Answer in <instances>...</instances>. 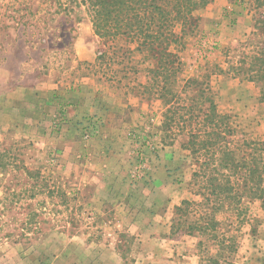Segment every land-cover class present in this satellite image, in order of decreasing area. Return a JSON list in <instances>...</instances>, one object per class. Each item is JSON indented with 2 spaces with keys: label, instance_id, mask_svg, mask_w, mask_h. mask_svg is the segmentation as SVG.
<instances>
[{
  "label": "rangeland",
  "instance_id": "1",
  "mask_svg": "<svg viewBox=\"0 0 264 264\" xmlns=\"http://www.w3.org/2000/svg\"><path fill=\"white\" fill-rule=\"evenodd\" d=\"M197 15V27L185 38L180 52L182 76L203 83V93L213 98L217 112L228 116L224 122L235 131L207 151L212 149L218 156L217 147L227 144L232 149L241 148L254 159L260 154L264 158L262 81L253 82L244 74L249 68L246 56L259 54L264 36L254 34L252 11L238 1L212 0ZM82 27H88L85 39L95 55L107 49L94 33L83 0H0V264H134L142 261L143 250L155 243L154 236L167 230L162 222L166 218L154 220L157 211H166L171 225L175 208L182 201L199 202V193H209L208 174L194 173L211 152L196 157L186 149L188 137L180 131L179 117L174 116L172 128L164 127L166 108L155 98V92L144 86L149 80L148 63L130 69L122 54L125 40L112 42L116 53L107 65L96 61V56L90 61L78 59L74 43ZM255 68L263 74V61H258ZM49 74L62 77L67 85L80 76L96 79L107 87L102 96L108 110L118 103L127 104L128 98L135 96V105L111 112L109 119H113L104 126V121L90 115L94 112L85 113L79 126L75 125L78 142H84V147L98 138L101 128L104 134L117 133L113 154L120 158L114 164L117 161L115 165L125 169L123 179L130 186L126 188L130 199L112 195L99 205L92 184L79 188V182L91 181L92 158L87 163L82 159L78 162L70 154L65 161L56 148L41 156L37 152L41 147L31 139L16 138V98L8 101L6 95L16 86H34ZM217 76L224 83L220 88ZM54 98V122L49 129L50 136L57 138L67 124L70 103H63L64 110L58 107L61 98L55 94ZM203 119L200 116L197 121L202 123ZM191 124L199 126L195 119ZM86 130L90 132L87 139L83 136ZM64 145L80 153L78 143L77 148L70 143ZM63 160L64 167H60ZM164 199L179 203L172 209ZM226 203L216 215L219 233L234 236L236 248L249 247L243 256L248 260L242 263L264 264L261 199L244 196L239 204ZM140 207L143 216L137 218ZM199 209L190 206L189 214ZM260 220L263 225L256 233ZM169 229L170 234L175 230L171 226ZM259 245L261 250L251 252ZM237 261L241 263L242 257Z\"/></svg>",
  "mask_w": 264,
  "mask_h": 264
},
{
  "label": "trees",
  "instance_id": "2",
  "mask_svg": "<svg viewBox=\"0 0 264 264\" xmlns=\"http://www.w3.org/2000/svg\"><path fill=\"white\" fill-rule=\"evenodd\" d=\"M211 1L83 0L90 13L95 35L104 41L107 48L98 52L96 61L106 65L110 63L116 53L112 42L125 40L127 45L122 54L130 64L129 68L136 70L138 63H148L149 80L144 86L155 92V98L161 100L166 108L164 127L172 128L174 116L179 117L182 121L180 131L188 137L186 149L196 157L202 152L209 155L212 150L207 151L209 148H214L235 133L234 128L224 122L228 116L219 114L213 98L203 93V83L195 78L185 80L182 76L180 52L185 38L197 27V13ZM234 1L252 11L254 34L264 36V0ZM258 53L246 56L249 68L244 70V74L253 82L261 80L264 93V73L259 74L255 68L258 61L264 63V48ZM261 70L264 71L263 68ZM193 85L195 89L191 88ZM200 116H204L202 123L197 121ZM193 119L198 127L192 126ZM217 151L220 153L218 156L211 152L209 161L201 162L194 173V176L208 174L206 186L209 185V193H199L202 197L199 202L182 201L175 208L176 217L172 219L171 228L206 235L217 248L216 253L206 256V264H240L233 257L236 238L219 233L220 222L216 215L224 208V203L227 202L228 206L233 202L239 204L244 196L261 199L264 206V158L260 154L254 159L241 148L232 149L227 144L217 147ZM190 206L200 209L191 215Z\"/></svg>",
  "mask_w": 264,
  "mask_h": 264
},
{
  "label": "crops",
  "instance_id": "3",
  "mask_svg": "<svg viewBox=\"0 0 264 264\" xmlns=\"http://www.w3.org/2000/svg\"><path fill=\"white\" fill-rule=\"evenodd\" d=\"M87 30L88 27H86V29L83 27L78 28L79 32L74 43V48L78 59L90 61L93 60L96 55L90 43L85 39ZM217 77L220 88L224 86V83H222L221 76ZM105 90H107V87L102 86L92 77L80 76L75 79L73 83L67 85L62 77H52V75L49 74L40 80L38 79L34 86H16L15 91L6 95L8 101L16 98V138L26 137L29 140L31 139L41 147L38 151L36 149L41 156H44L49 150L52 151L56 148V153L63 154L65 161H68L66 158L69 159L70 157L71 159H75V161L79 162L82 159V162L84 161L87 163L88 160L92 158L94 163H91V181L84 180L79 182V188L82 185L85 187L87 184H92L91 186L94 189V193L98 194L99 205H101L105 199H110L112 195L116 198L125 199V201L126 199H130V195L126 192V188H130V186L127 184L126 180L123 179L125 169L116 166L115 164H117V161H115L114 164V160L120 157L117 154H113V146L116 144V142L113 141L119 138L117 133L104 134V130L101 133V128L100 133H97L98 138L89 140V143L84 147V142H78V137H76L75 134V125L79 126V122L85 118V113L94 112L95 114L90 115L104 121V126L105 122L112 121L113 118L109 119L111 112H116L119 107L126 106L127 104L135 105L132 103V100H136L135 96L134 98L132 97L133 99L128 98L129 101H127V104L118 103L117 107H109L108 110V105L102 96ZM54 94L61 98L58 99L60 102L59 105L57 103L58 107L65 110L66 107H64L63 103H66V101L70 103L66 113L67 124L63 125L57 138L50 136L51 128L49 129L52 122H54L52 113L54 112V105L57 100H55L56 97L54 98ZM115 116L117 115L114 114V117ZM76 133H78V131H76ZM106 137H111V139L106 141L104 139ZM53 139L56 140L57 143L54 142ZM65 143L74 144L76 148L78 143L80 153L78 152L76 154L75 150L72 147L64 145ZM68 155L70 156L68 157ZM35 159L36 158H34V160ZM103 159L105 160L103 161ZM65 161L63 160L62 166L60 165V167H64ZM171 173L172 171L169 172V174ZM154 186L157 187L158 184L154 183ZM127 195L129 196L127 197ZM140 195V198L143 197L142 194ZM135 200L136 199H134V201ZM171 201L164 199V202L173 209V207L179 203V200ZM120 203H122V201H120ZM142 210L143 208L140 207V214L137 215V218L143 216V213H141ZM154 218V220L158 221L166 218L162 222L164 226L167 227V230L166 232L164 231L163 234H156V236H154L155 243H152V247L143 250L145 251L143 254L145 258L143 257L142 261H136L134 264H206V256L216 253V246L206 238V235H202L196 231L188 233L185 229H175L174 232L170 234L169 228L171 225L167 223L169 217L167 219L166 211L162 214L157 211ZM262 223L261 220L257 223L258 229L256 233H260V227L264 224ZM137 235H139V233H137ZM245 235L250 237V234H244V236ZM244 236H241V239H243ZM253 237L255 236L253 235ZM251 239L253 238L251 237ZM258 241H260L259 238ZM246 248L248 249L249 247L242 245L239 248L237 245L235 261L238 260V257H242L240 264H244L242 262L247 259V256L243 257L247 252ZM251 249V252H255L261 250L262 247L259 245ZM237 263L239 262L237 261Z\"/></svg>",
  "mask_w": 264,
  "mask_h": 264
},
{
  "label": "built area",
  "instance_id": "4",
  "mask_svg": "<svg viewBox=\"0 0 264 264\" xmlns=\"http://www.w3.org/2000/svg\"><path fill=\"white\" fill-rule=\"evenodd\" d=\"M90 123H88V125H89ZM91 128V127H90ZM84 138L85 139H87V138H89L90 137V132H88V130H86L85 132H84Z\"/></svg>",
  "mask_w": 264,
  "mask_h": 264
}]
</instances>
